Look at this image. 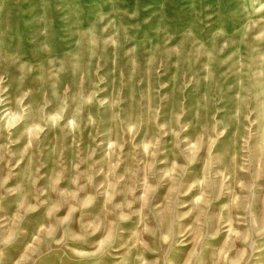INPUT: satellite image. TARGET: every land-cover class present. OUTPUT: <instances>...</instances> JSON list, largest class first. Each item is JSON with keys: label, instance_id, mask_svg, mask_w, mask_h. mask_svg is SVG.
<instances>
[{"label": "rangeland", "instance_id": "374dc122", "mask_svg": "<svg viewBox=\"0 0 264 264\" xmlns=\"http://www.w3.org/2000/svg\"><path fill=\"white\" fill-rule=\"evenodd\" d=\"M0 264H264V0H0Z\"/></svg>", "mask_w": 264, "mask_h": 264}]
</instances>
